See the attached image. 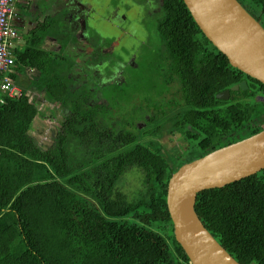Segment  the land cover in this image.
Segmentation results:
<instances>
[{
  "label": "trees",
  "instance_id": "16d2710c",
  "mask_svg": "<svg viewBox=\"0 0 264 264\" xmlns=\"http://www.w3.org/2000/svg\"><path fill=\"white\" fill-rule=\"evenodd\" d=\"M151 1L166 62L154 64L153 78L133 74L138 28L132 63L115 56L123 45L95 54L91 84L79 81L69 60L41 48L47 35L64 34L62 49L73 40L61 13L46 15L14 50L20 95L0 96V264L190 263L174 237L168 182L181 166L264 129V85L230 65L183 0ZM237 2L264 29V0ZM26 69L39 76L25 86ZM243 80L247 90L216 97ZM28 88L63 114L45 148L32 135L37 108ZM166 134L187 143L186 158L165 150ZM132 170L142 174L135 192L119 185ZM194 211L236 262L264 264V169L200 192Z\"/></svg>",
  "mask_w": 264,
  "mask_h": 264
},
{
  "label": "water",
  "instance_id": "95a60500",
  "mask_svg": "<svg viewBox=\"0 0 264 264\" xmlns=\"http://www.w3.org/2000/svg\"><path fill=\"white\" fill-rule=\"evenodd\" d=\"M195 23L230 65L264 85V29L237 0H183ZM247 90L246 80L216 97ZM264 101V98H259ZM264 169V129L181 166L167 187L176 242L191 264H239L214 239L194 211L197 194L223 188Z\"/></svg>",
  "mask_w": 264,
  "mask_h": 264
},
{
  "label": "rangeland",
  "instance_id": "374dc122",
  "mask_svg": "<svg viewBox=\"0 0 264 264\" xmlns=\"http://www.w3.org/2000/svg\"><path fill=\"white\" fill-rule=\"evenodd\" d=\"M64 0H42V2H47L48 5H59ZM74 1V0H73ZM92 1V2H91ZM78 0L75 1V5H78L77 8L84 9L83 4L90 7L87 9V13L92 16L96 29L88 30L89 36H92L98 41L94 46L90 44V40L77 41V44L68 43L65 47L66 55L73 58L77 63L74 73L78 74L79 81L87 82L91 84L90 80L94 81L97 75V69L94 68V64L91 61L92 54L96 51L99 45L108 43V38L115 37L117 41L119 38L124 36L122 34L123 29L129 32L133 30L132 26H129L131 23L134 24L135 30L138 28L137 37L134 39L136 45H140L139 51L135 52L130 51L132 47L133 40H128L120 50L115 55L117 58L128 57L136 59L137 71L133 74L135 78H153L155 72L153 69L154 64L165 62V51L164 47L160 44L158 35L155 32L156 29V20L159 17V11L157 12H146L145 10H151V7L154 6V1L151 0ZM27 5V10L20 11V13H25V19H21L20 36L24 35L26 32L33 30L40 26L41 21L44 20L45 15L40 12L41 2L40 0H16V5L18 4ZM112 9H116L119 13L115 14L119 18L120 15L125 14L127 19L124 21L122 19L116 20L115 22L111 19L114 18V13H110ZM145 9V10H144ZM18 10V7H17ZM115 10V11H116ZM154 11V10H153ZM54 9L52 10V13ZM51 13V14H52ZM110 13V14H109ZM71 18V17H70ZM72 21V19H71ZM92 21V23H93ZM73 22V21H72ZM91 22V19H90ZM72 25V24H71ZM94 27V25H92ZM81 26L77 25L74 28L68 29V34H79L76 38H80ZM155 27V28H154ZM126 33V32H125ZM21 38V37H20ZM63 38V37H62ZM59 39L60 37H47L44 41L45 50H50V52H57L59 49ZM111 39V38H110ZM92 42V41H91ZM142 44H145L143 47ZM134 54V55H133ZM132 55V56H131ZM115 58V57H114ZM156 59V63L152 60ZM167 66V65H166ZM37 72L33 73L32 71L25 70L24 78H20L21 82L26 86L29 81L36 82ZM132 74V75H133ZM17 86V85H16ZM20 90V87L17 86ZM27 96L30 103H32L37 108V114L31 125L32 135L37 140L38 144L45 148L53 143V139L56 136V131L61 127V121L63 119L62 111L59 108V105L47 101L44 97V92L32 91L29 88L27 89ZM171 98V95H169ZM178 97V95H176ZM261 100V99H260ZM161 143L164 145L165 150L172 155L174 158L187 157L185 155L187 149V143L180 137L179 134L169 135L166 134L161 140ZM139 170L129 171L128 176L124 177L120 182V188L129 187L132 185V190L135 192L136 188L140 185V179L142 174Z\"/></svg>",
  "mask_w": 264,
  "mask_h": 264
},
{
  "label": "flooded vegetation",
  "instance_id": "af4514ba",
  "mask_svg": "<svg viewBox=\"0 0 264 264\" xmlns=\"http://www.w3.org/2000/svg\"><path fill=\"white\" fill-rule=\"evenodd\" d=\"M75 1H78V0H74V1L73 0H64V1H62V3H59V5L57 4V5L54 6V5H48L47 2H42V0H40V2L42 3L40 10H42V13L45 15V17H46V15H56V14H60L61 13V22L66 27L65 28L66 35H69L68 34V29L69 28H74L77 25L81 26L80 28L82 30L80 32V38H78V39L76 38V36H78L79 34H73V35L71 34V35H69L70 37H73V40H75L74 43H73V46L75 44H77V41L79 42V41H82V40H84L85 42H86V40H88V41L90 40L89 42L91 44V37L92 36H89L88 30H90V28L92 29L93 28L92 25H95L96 23H94V21L92 19V16L87 13V9H89L90 7H88V5L83 4L84 9L81 8V10H80V8H77L78 5H75ZM18 5L21 6L22 8H24V9H26V7H27V5L25 6L23 4H19V2H18ZM16 8H17V5H16ZM53 9H54V12L52 13ZM115 10L112 9L110 11V13L111 12H112V14L114 13L113 15H114L115 19L111 18L114 22L116 20H119V19H122L124 21L127 19L126 18L127 16L125 14L120 15L119 18L117 17V15L115 16V14L119 13L117 10L116 11ZM153 10H154L153 7H151V10H145V11L152 13V12H155V10L154 11ZM71 19H72L73 22L71 21ZM90 19H91V22H90ZM92 21H93V23H92ZM129 26H132L133 30L132 31L129 30V32H128V31H126V29H123L122 34H124V36L119 38L117 41L115 40V37L113 36V37H110L111 39L108 38V40H107L108 43H104V44L101 43V45H99V43L96 44L98 46L97 49H100V50H98L94 54H92L91 60L93 59V56L95 54L102 53L105 56V55H107V53H111L112 49H114L116 46L119 47L121 45H124L123 44L124 42H127L128 40H130L131 39L130 37L133 35V31L135 30V27H134L133 23H131ZM98 34L99 33L96 34L97 35V39L99 37ZM93 40L95 41L94 38H93ZM95 43H97V41H95ZM129 63H132V61L130 60Z\"/></svg>",
  "mask_w": 264,
  "mask_h": 264
},
{
  "label": "built area",
  "instance_id": "2783aa9c",
  "mask_svg": "<svg viewBox=\"0 0 264 264\" xmlns=\"http://www.w3.org/2000/svg\"><path fill=\"white\" fill-rule=\"evenodd\" d=\"M16 12V0H0V96L10 98L20 95L12 79L15 69L13 44L21 37L15 23Z\"/></svg>",
  "mask_w": 264,
  "mask_h": 264
},
{
  "label": "crops",
  "instance_id": "0c3cea01",
  "mask_svg": "<svg viewBox=\"0 0 264 264\" xmlns=\"http://www.w3.org/2000/svg\"><path fill=\"white\" fill-rule=\"evenodd\" d=\"M20 9H18L17 10V13H16V24H17V26L20 28V22H21V19H25L26 20V17H25V14L24 13H20ZM41 23L42 24H44V22L43 21H41ZM41 24V25H42ZM40 25V26H41ZM40 26H38L37 25V27L35 28V29H33V30H30V31H28V32H36L37 30H38V28L40 27ZM94 29H96V27H95V25H94V27H93ZM92 28V29H93ZM21 32V31H20ZM28 32H26L24 35H22L21 36V38L17 41V42H15L14 44H13V52H14V50L15 49H18V50H20L23 46H24V40H25V37L27 36L26 34H28ZM60 37V41H59V49L57 50V52H50V50H45V48H44V41H45V39L47 38V37ZM63 37V38H62ZM63 39H66V38H64V34H60L59 36L58 35H47V36H45V38L43 39V44H42V49L43 50H45V51H47V52H49V53H53V54H55V55H59V56H61V57H63V58H66L67 60H69L70 61V63H71V65H74V67H75V69L77 68L76 67V65H77V63L73 60V58H71V57H68L67 55H66V50H65V47H66V45L68 44V43H71V44H73L74 43V41L75 40H72V39H69L68 40V42L65 44V46H64V48L62 49V47L60 46V42H61V40H63ZM91 44L94 46L95 44V41L93 40V38L91 37ZM74 67H73V71H74ZM27 70H29V71H32L33 73H35L36 71H34V70H32V69H27ZM37 76H39L38 74H37ZM21 78H24V75H22L21 76ZM38 78V77H37ZM37 80V79H36Z\"/></svg>",
  "mask_w": 264,
  "mask_h": 264
}]
</instances>
